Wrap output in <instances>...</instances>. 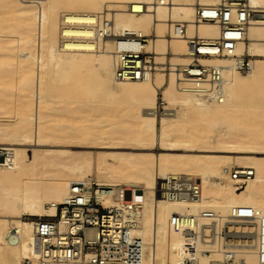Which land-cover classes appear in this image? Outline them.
<instances>
[{
  "label": "bare ground",
  "instance_id": "6f19581e",
  "mask_svg": "<svg viewBox=\"0 0 264 264\" xmlns=\"http://www.w3.org/2000/svg\"><path fill=\"white\" fill-rule=\"evenodd\" d=\"M221 1L0 0V147L11 157L0 166V264H40L27 218H53L72 185L93 181L143 191L145 264H173L170 248L187 256V239L168 230L171 212L249 208L264 220V19L251 20L233 57H199L210 73L186 75L187 40L214 43L222 32L198 24L196 7ZM117 48L150 53L151 74L116 80ZM77 147L85 151L68 150ZM172 175L194 179L200 200L158 199V179ZM237 259L260 264L255 253Z\"/></svg>",
  "mask_w": 264,
  "mask_h": 264
},
{
  "label": "built area",
  "instance_id": "2783aa9c",
  "mask_svg": "<svg viewBox=\"0 0 264 264\" xmlns=\"http://www.w3.org/2000/svg\"><path fill=\"white\" fill-rule=\"evenodd\" d=\"M257 18L264 19V7H251L248 0H222L216 7L197 6L195 21L214 23L222 32L214 43L198 38L187 40L192 65L186 75L200 80L210 73L201 66L199 57L211 59L220 53L233 57L236 45L246 38L247 26ZM105 29L108 31L109 27ZM184 31L182 26L177 27L179 37H184ZM117 56L116 80L140 81L151 74L154 62L150 53L117 48ZM241 67L250 69L249 61H244ZM10 164L9 152L0 147V166ZM238 179L239 175L234 174L233 180ZM157 186V198L170 207L183 200L196 202L201 197L197 182L185 176L158 179ZM143 196L140 189L103 187L94 181L88 186L72 185L65 202L56 206L53 218L31 220L38 261L40 264H145L146 243L139 236ZM223 217L202 209L195 213L171 212L167 220L169 232L187 239L184 259L178 257V251L169 249L171 259L176 261L173 264H199L201 259L208 264H245L237 259L238 252L255 253L260 264H264V220L249 208L233 209ZM19 241L18 230L10 227L7 244L14 247ZM212 254L220 259L214 261Z\"/></svg>",
  "mask_w": 264,
  "mask_h": 264
},
{
  "label": "rangeland",
  "instance_id": "374dc122",
  "mask_svg": "<svg viewBox=\"0 0 264 264\" xmlns=\"http://www.w3.org/2000/svg\"><path fill=\"white\" fill-rule=\"evenodd\" d=\"M163 100V96L161 94L158 95V101H157V107L159 108H163V111L161 109V112L160 114L162 115L164 113V108L166 107V105H164V103L162 102ZM68 150H71V151H85L82 149V147H77V148H72V149H68ZM171 154H175V155H181V154H186L184 152H181V151H178V152H172ZM209 155V153H207ZM258 157H261V156H258ZM89 179H91V177H89ZM26 219V218H24ZM29 219L30 221L33 219V218H27ZM32 222V221H31Z\"/></svg>",
  "mask_w": 264,
  "mask_h": 264
}]
</instances>
